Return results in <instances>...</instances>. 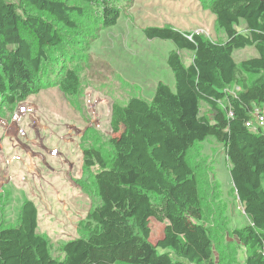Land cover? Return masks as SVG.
Returning a JSON list of instances; mask_svg holds the SVG:
<instances>
[{
	"label": "trees",
	"instance_id": "obj_1",
	"mask_svg": "<svg viewBox=\"0 0 264 264\" xmlns=\"http://www.w3.org/2000/svg\"><path fill=\"white\" fill-rule=\"evenodd\" d=\"M81 1L102 7L104 28L117 24L121 12L113 1ZM207 3L224 40L170 26L144 30L150 41L175 45L167 58L175 89L159 82L150 102L130 99L122 108L125 131L101 143L104 148H84L83 168L90 182L81 186L92 184L99 200L79 225L85 236L64 244L65 258L55 259L49 241L37 232V207L25 201L15 225L0 221V264L235 261L228 248L216 258L221 220L208 219L204 181L190 159L210 137L224 147L233 190L249 220L232 233L246 249L244 264H264V135L246 127L255 109H264V0ZM83 8L64 0H0V113L52 86L67 96L79 94L81 80L70 67L74 56L67 31L78 30V19L88 17ZM241 21L245 28L240 30ZM247 48L258 56L237 62L234 52ZM183 50L193 52L188 66ZM234 88L239 89L230 93ZM202 103L208 112L202 113ZM151 220L166 224L156 244L151 242Z\"/></svg>",
	"mask_w": 264,
	"mask_h": 264
},
{
	"label": "rangeland",
	"instance_id": "obj_2",
	"mask_svg": "<svg viewBox=\"0 0 264 264\" xmlns=\"http://www.w3.org/2000/svg\"><path fill=\"white\" fill-rule=\"evenodd\" d=\"M64 1L85 7L88 15L78 19V30H65L70 33L69 46L74 56L70 67L78 70L81 80L79 94L67 96L52 86L0 113V221L15 225L23 203L34 202L38 210L37 232L49 241L51 255L61 261L65 258L62 246L85 236L79 225L99 202L92 184L84 189L81 186L85 180L90 182L83 168L84 148H104L101 143L125 131L122 108L130 99L150 102L159 82L175 89L167 65L175 45L171 41H150L144 30L170 26L202 33L214 41L225 39L208 8L209 0H107L119 6L121 12L117 24L110 28L101 24L102 7L98 3ZM244 28L245 22L241 21L238 29ZM180 55L185 65L191 64L192 51L183 50ZM257 56L250 48L234 52L237 62ZM21 107L29 108V112L17 124L22 129L19 136L12 119ZM201 111H209L206 104H201ZM57 141L60 153L54 157L51 145ZM190 159L204 181L202 193L208 219L221 220L216 258L221 249L228 248L235 261L224 260L223 264H244L246 249L232 233L247 226L249 220L233 190L231 164L224 147L210 137L196 147ZM150 225L151 242L156 244L166 224L151 220ZM162 252L165 251L159 250Z\"/></svg>",
	"mask_w": 264,
	"mask_h": 264
},
{
	"label": "built area",
	"instance_id": "obj_3",
	"mask_svg": "<svg viewBox=\"0 0 264 264\" xmlns=\"http://www.w3.org/2000/svg\"><path fill=\"white\" fill-rule=\"evenodd\" d=\"M27 112H29V108L27 107H21L20 108V111L17 112L14 117H13V122L15 123L14 124V131L15 133H17V135L19 136H22L20 133H21V128L19 129L18 127V123L20 122L22 116H24L25 114H27ZM230 116H232V114L230 113ZM253 116H254V119L248 121L246 123V127L251 129L252 131L254 132H258V131H261L262 134L264 135V109H255L254 113H253ZM22 121V120H21ZM18 124V125H17ZM15 125L17 127H15ZM71 138L73 136L70 135ZM264 252V250H263Z\"/></svg>",
	"mask_w": 264,
	"mask_h": 264
},
{
	"label": "crops",
	"instance_id": "obj_4",
	"mask_svg": "<svg viewBox=\"0 0 264 264\" xmlns=\"http://www.w3.org/2000/svg\"><path fill=\"white\" fill-rule=\"evenodd\" d=\"M248 49V48H247ZM252 50H254L253 48H250ZM62 127H60L59 129H61ZM55 142V141H53ZM53 142H52V145H51V148L53 147L54 149H49L51 150L50 153L53 154L54 157H57L58 154L60 153L58 150H60V147H59V142L57 141L54 145H53Z\"/></svg>",
	"mask_w": 264,
	"mask_h": 264
}]
</instances>
